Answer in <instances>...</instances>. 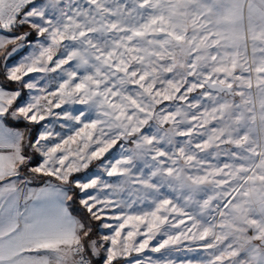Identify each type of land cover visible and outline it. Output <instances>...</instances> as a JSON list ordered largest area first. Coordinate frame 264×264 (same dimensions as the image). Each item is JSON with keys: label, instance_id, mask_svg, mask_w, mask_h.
I'll return each mask as SVG.
<instances>
[{"label": "snow or ice", "instance_id": "6c2138e0", "mask_svg": "<svg viewBox=\"0 0 264 264\" xmlns=\"http://www.w3.org/2000/svg\"><path fill=\"white\" fill-rule=\"evenodd\" d=\"M0 264H264V0H0Z\"/></svg>", "mask_w": 264, "mask_h": 264}, {"label": "rangeland", "instance_id": "374dc122", "mask_svg": "<svg viewBox=\"0 0 264 264\" xmlns=\"http://www.w3.org/2000/svg\"><path fill=\"white\" fill-rule=\"evenodd\" d=\"M153 255H156V254H153Z\"/></svg>", "mask_w": 264, "mask_h": 264}]
</instances>
